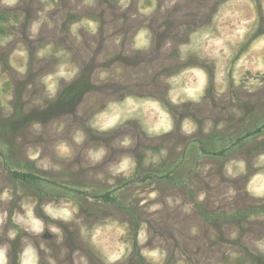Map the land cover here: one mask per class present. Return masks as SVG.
Listing matches in <instances>:
<instances>
[{
  "label": "rangeland",
  "instance_id": "rangeland-1",
  "mask_svg": "<svg viewBox=\"0 0 264 264\" xmlns=\"http://www.w3.org/2000/svg\"><path fill=\"white\" fill-rule=\"evenodd\" d=\"M0 264H264V0H0Z\"/></svg>",
  "mask_w": 264,
  "mask_h": 264
},
{
  "label": "trees",
  "instance_id": "trees-1",
  "mask_svg": "<svg viewBox=\"0 0 264 264\" xmlns=\"http://www.w3.org/2000/svg\"><path fill=\"white\" fill-rule=\"evenodd\" d=\"M68 95V93H66L65 95H64V97L65 96H67ZM63 100V99H62ZM61 100V101H62ZM14 174V176L15 177H28V175L27 174H21V173H13Z\"/></svg>",
  "mask_w": 264,
  "mask_h": 264
}]
</instances>
